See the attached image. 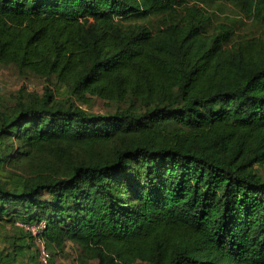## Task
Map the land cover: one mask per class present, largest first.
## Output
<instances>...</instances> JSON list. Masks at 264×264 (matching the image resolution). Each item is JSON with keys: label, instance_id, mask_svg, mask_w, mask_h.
Instances as JSON below:
<instances>
[{"label": "trees", "instance_id": "1", "mask_svg": "<svg viewBox=\"0 0 264 264\" xmlns=\"http://www.w3.org/2000/svg\"><path fill=\"white\" fill-rule=\"evenodd\" d=\"M0 66L46 81L0 111V264L41 222L96 264H264V0H0Z\"/></svg>", "mask_w": 264, "mask_h": 264}, {"label": "rangeland", "instance_id": "2", "mask_svg": "<svg viewBox=\"0 0 264 264\" xmlns=\"http://www.w3.org/2000/svg\"><path fill=\"white\" fill-rule=\"evenodd\" d=\"M45 85H46V81L44 79L33 76L21 77L16 74L13 67L0 66V111L4 109L3 102L10 104L11 96L15 95L16 92H18L20 89L30 94L31 93L41 94L43 92V88ZM92 100L93 101L90 106H83V105L81 106L85 109V111L88 114L95 115L99 113L100 114L112 113L117 109V106L107 105L104 101L100 99L94 98ZM13 104L14 101L10 104V107ZM30 163L31 162H29V159L26 156L21 154L19 155V152H17L15 155H13L11 162H7L3 166V170L8 172H20L24 175H30L33 171L36 170V167L31 166ZM259 171L262 175H264L263 170H259ZM14 225H16L18 228H21V223H16ZM7 228L11 230L12 227L9 224ZM25 232L30 237L29 243L32 245L30 251L32 252L33 250L34 251L37 250L38 249L37 245L39 244H35L31 233L27 232L26 230ZM16 233H19V231H17ZM11 234H13V232H11L10 235ZM2 239L3 236H1L0 241ZM1 246L7 247L8 242L5 243L3 241V244ZM48 254L50 257L52 256L54 260V264H96L97 263L96 260L86 259L83 256L79 247L71 241H66L62 249L53 250V251L51 250V252L48 251ZM38 259L40 260V258ZM134 264H146V263L136 262Z\"/></svg>", "mask_w": 264, "mask_h": 264}, {"label": "built area", "instance_id": "3", "mask_svg": "<svg viewBox=\"0 0 264 264\" xmlns=\"http://www.w3.org/2000/svg\"><path fill=\"white\" fill-rule=\"evenodd\" d=\"M21 226L31 235L33 236V240L35 244H39V258L41 260L42 264H49V254L45 247L44 241H43V230L45 229V224L43 222L41 223H21ZM42 239V240H40ZM40 242V243H39Z\"/></svg>", "mask_w": 264, "mask_h": 264}]
</instances>
